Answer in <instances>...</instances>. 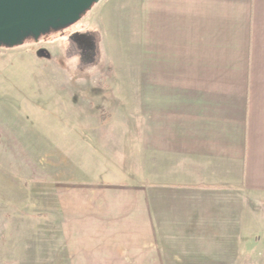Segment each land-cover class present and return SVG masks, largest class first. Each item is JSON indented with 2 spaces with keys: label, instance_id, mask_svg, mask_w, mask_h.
Here are the masks:
<instances>
[{
  "label": "crops",
  "instance_id": "obj_1",
  "mask_svg": "<svg viewBox=\"0 0 264 264\" xmlns=\"http://www.w3.org/2000/svg\"><path fill=\"white\" fill-rule=\"evenodd\" d=\"M126 22L137 90L97 93L104 160L60 176L64 264H264V0H126Z\"/></svg>",
  "mask_w": 264,
  "mask_h": 264
},
{
  "label": "rangeland",
  "instance_id": "obj_2",
  "mask_svg": "<svg viewBox=\"0 0 264 264\" xmlns=\"http://www.w3.org/2000/svg\"><path fill=\"white\" fill-rule=\"evenodd\" d=\"M125 22L126 0H100L71 25L0 47V264L65 263L60 176L77 166L96 172L104 160L90 143L106 133L108 106L99 96L137 90L138 35ZM81 95L94 112L82 131L75 129ZM258 222L250 240L261 255Z\"/></svg>",
  "mask_w": 264,
  "mask_h": 264
},
{
  "label": "water",
  "instance_id": "obj_3",
  "mask_svg": "<svg viewBox=\"0 0 264 264\" xmlns=\"http://www.w3.org/2000/svg\"><path fill=\"white\" fill-rule=\"evenodd\" d=\"M100 0H0V47L66 27Z\"/></svg>",
  "mask_w": 264,
  "mask_h": 264
}]
</instances>
